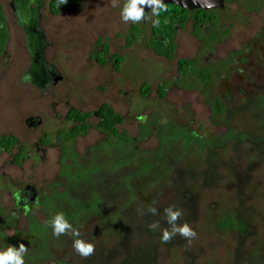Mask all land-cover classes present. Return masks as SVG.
Masks as SVG:
<instances>
[{"label": "rangeland", "instance_id": "1", "mask_svg": "<svg viewBox=\"0 0 264 264\" xmlns=\"http://www.w3.org/2000/svg\"><path fill=\"white\" fill-rule=\"evenodd\" d=\"M125 2L81 0L53 13L41 0L36 31L59 79L40 88L25 79L24 28L11 0H0V137L16 139L0 152V250L23 243L25 264H264V0H228L197 32L192 19L176 25L170 60L148 44L151 12L125 23ZM101 44L103 64L91 59ZM179 60L194 62L186 75ZM101 104L123 117L116 128L129 143L97 128ZM70 109L92 115L87 133L66 141L78 124ZM27 185L38 201L24 206ZM169 206L195 238L161 242ZM57 212L93 255L76 254L70 233L53 236Z\"/></svg>", "mask_w": 264, "mask_h": 264}, {"label": "trees", "instance_id": "2", "mask_svg": "<svg viewBox=\"0 0 264 264\" xmlns=\"http://www.w3.org/2000/svg\"><path fill=\"white\" fill-rule=\"evenodd\" d=\"M228 0H225V2ZM81 0H67L66 4L59 5V0H50V7L53 13L57 11V8L67 6V5H77ZM168 10L164 12L160 17V26L154 27L152 24L151 32L152 36L148 44L154 49V51L166 57L167 59H172L173 51L175 49L174 44V28L175 24L183 26L188 19H192L195 25V31H199L200 27L207 22H212L216 20L215 16L212 14L214 10H193L189 11L173 4H167ZM156 19V17H153ZM135 32L138 30L135 28ZM133 35V29L131 30ZM6 31L4 28L0 27V52L3 50L6 43ZM108 56V47L106 44H101V51L91 55V59L95 60L99 64H103L105 57ZM115 63H119L120 57L113 56ZM116 64V65H117ZM194 65L193 61L189 60H179L178 68L179 72L186 75L188 69ZM199 77L202 81H212V74L207 68H202L199 72ZM148 86L143 85L141 88L142 96L148 93ZM160 97L165 94L164 85L158 87ZM91 113H82L78 109H70L67 113V119L78 123L74 125L68 133L64 134L66 141H70L78 135H85L88 130V126L85 121L91 116ZM96 117L99 119L97 128L106 134L116 138L117 140L123 142L124 144L129 143L130 138L125 132H119L116 125L123 122V117L116 112H114L107 104H101L95 112ZM16 145V139L11 136L0 137V150H9L11 147ZM19 157H22L20 154ZM19 159V158H18Z\"/></svg>", "mask_w": 264, "mask_h": 264}, {"label": "clouds", "instance_id": "3", "mask_svg": "<svg viewBox=\"0 0 264 264\" xmlns=\"http://www.w3.org/2000/svg\"><path fill=\"white\" fill-rule=\"evenodd\" d=\"M66 3L67 0H59V5ZM112 6H116L115 0H113ZM145 6L149 7L151 9L152 16L156 17V19L152 20L153 26L159 27L161 23L159 17L168 10V6L163 2V0H126L121 9L122 20L125 23L132 22L134 24L145 20L148 18L146 17V13L144 11ZM206 6L211 8L213 6V0H208ZM147 211L152 215L158 214V210L155 207H149ZM141 214L143 213L141 212ZM164 216L166 217V222L170 228L161 229L162 243L170 242L177 234L189 240L196 237L197 233L187 222H184L183 224L177 223L182 216V212L175 206L165 208ZM47 224L52 228L53 236L57 238L70 233L73 238L72 248L79 256L86 259L94 254V244L79 238V229L73 227L62 212H57L51 217ZM149 228L152 230L159 229L160 222L153 221L149 224ZM27 251L28 247H26L23 243H21L18 248L9 245L5 250H0V264H25L24 256Z\"/></svg>", "mask_w": 264, "mask_h": 264}, {"label": "water", "instance_id": "4", "mask_svg": "<svg viewBox=\"0 0 264 264\" xmlns=\"http://www.w3.org/2000/svg\"><path fill=\"white\" fill-rule=\"evenodd\" d=\"M163 2L193 11L223 9L225 0H213L211 8L206 6L208 0H163ZM32 4L35 6L34 8L30 7ZM40 6L41 0H11V7L17 17V21L24 28L26 44L32 59L31 67L25 79L27 80L28 76L33 77L34 85L45 88L49 83L56 82L59 79V75L54 73V68L45 62L43 56V35L40 31H36ZM144 11L147 14L151 12V9L145 6Z\"/></svg>", "mask_w": 264, "mask_h": 264}, {"label": "flooded vegetation", "instance_id": "5", "mask_svg": "<svg viewBox=\"0 0 264 264\" xmlns=\"http://www.w3.org/2000/svg\"><path fill=\"white\" fill-rule=\"evenodd\" d=\"M176 25H178V24H175L173 26L174 32L176 31V27H177ZM193 27L195 28V25L194 24H193ZM174 36H175V33H174ZM28 123L33 124L34 123V120L33 121L32 120H29ZM2 150H4V149H1L0 152ZM18 200H19L18 202L20 203V205H24V206H27L29 202L36 203L38 201V193H37V191H36V189L34 187H32L30 185H27V186L24 187V189L20 193Z\"/></svg>", "mask_w": 264, "mask_h": 264}]
</instances>
